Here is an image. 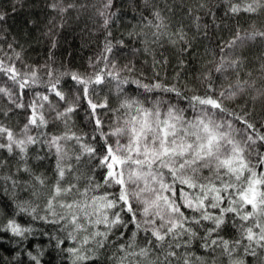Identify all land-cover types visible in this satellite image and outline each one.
Returning <instances> with one entry per match:
<instances>
[{
  "label": "snow or ice",
  "instance_id": "6c2138e0",
  "mask_svg": "<svg viewBox=\"0 0 264 264\" xmlns=\"http://www.w3.org/2000/svg\"><path fill=\"white\" fill-rule=\"evenodd\" d=\"M48 7L63 19L64 13L85 5L51 0ZM260 7L264 0H228L225 15L253 14ZM119 11V0H101L97 8L106 42L91 72H60L50 55L38 77L37 68L23 59L22 45L5 31L8 14L0 10V98L8 102L7 110L0 107V152L18 165L15 172L0 175V198L9 210L0 218V250L11 252V264H207L191 252L193 241H199L211 254L219 250L227 264H245L246 257L264 264V152L257 150L264 146V121L257 126L247 110L237 114L224 107L225 98L243 90L240 83L231 91L209 89L204 96H192L189 104L196 114L191 119L162 99L128 95L123 86L132 84L142 93L182 94L162 84L158 74L143 83L131 61L117 67L114 49L122 48L124 40L112 36L110 24ZM152 15L159 23L144 22L157 29L152 33L156 43L166 25L159 12ZM207 15L213 16L210 8ZM192 19L197 28L209 23L197 15ZM61 27L50 23L44 33L50 51ZM175 35L187 50L183 32ZM256 37L264 39V30L237 32L225 47L232 50ZM238 66L237 59H224L214 70ZM106 81H115L122 96L117 109L99 95ZM113 111L122 114L114 121L103 119ZM79 112L92 125L91 134L70 127L71 115ZM17 115L23 124L13 129L6 122ZM58 124L65 130L53 134ZM69 142L78 146L72 156ZM29 146H34L36 161L54 158L50 185L29 166ZM84 166L90 174L81 186L77 172ZM5 167L0 158V168ZM20 172L36 184L21 183ZM36 185L47 191L42 201ZM29 187V199L16 196L18 189ZM229 224L239 234L232 242L221 235Z\"/></svg>",
  "mask_w": 264,
  "mask_h": 264
},
{
  "label": "trees",
  "instance_id": "16d2710c",
  "mask_svg": "<svg viewBox=\"0 0 264 264\" xmlns=\"http://www.w3.org/2000/svg\"><path fill=\"white\" fill-rule=\"evenodd\" d=\"M50 2L51 0H0V10L8 14L5 31L10 32L11 36L22 45L21 55L27 64L37 68L38 77L42 75L39 72L40 66L49 59L50 55L56 61L53 65L54 69L60 72L70 70L79 74H88L92 71L93 61L99 59L106 42L105 32L100 26L101 18L97 15L101 0H74L77 5L83 4L85 7L78 11L64 13L63 19L60 14L48 7ZM64 2L67 3L68 0ZM200 4H205V8L201 10ZM13 5L16 6L15 12L11 11ZM227 6L228 0H119L118 18L110 24L112 36L124 40L122 48L114 49V59L118 68L131 61L137 70L136 75L143 77V83L155 81L158 74L162 84L174 87L182 95L159 91L142 93V90L137 89L134 84L124 85L125 92L130 96L135 94L141 99L145 95L162 97L184 109L186 115L191 109L189 100L192 96H204L209 89L215 92L219 86L222 87L226 83H233L232 86L240 83L244 85V90L237 97L225 100L224 107L237 114L247 110V114L257 126L264 121V95L257 91L260 89L264 92V39L256 37L232 50L225 47L227 42L234 39L237 32L243 36L254 30H264V7L258 8L253 14L241 12L239 15H225ZM209 8L213 13L211 18L207 15ZM154 11L161 14L166 25V28L162 26L160 29L166 34L156 43H153L152 33L157 29L144 22L147 19L152 20L153 24L159 23L153 19ZM193 15L200 16L201 23L209 21L207 27L197 28L196 21L192 19ZM29 20L35 21V24H28ZM50 23L62 25L55 35L56 47L51 51L49 39L44 35ZM181 31L185 36V42L188 43L187 50H182L183 43L179 42L175 35ZM130 32L133 33L131 37L128 35ZM221 47H225L224 52L220 51ZM227 57L237 59L238 68L215 71L219 63ZM131 78L133 76H129V79ZM64 79L66 80L67 77ZM248 84L253 87L249 88ZM99 95L107 97L108 104L113 109H117L122 102V96L117 92L115 81L111 83L106 81L105 85L99 86ZM0 107L7 110L8 102H0ZM118 113L121 111L108 112L103 119L113 121ZM187 115L190 117V114ZM21 117L22 115H17L6 123L13 128ZM70 127L78 134L92 133V125L84 119L83 112L71 115ZM64 130L62 124L51 128L53 134ZM33 147L29 146L31 158L28 164L35 174L43 173L50 185L55 179L54 158L50 157L43 162L36 161ZM77 147H73L72 142H69L70 156ZM257 150L264 152V146L258 145ZM37 151L41 150L37 149ZM0 158L7 164V167L0 168V175L15 172L18 166L15 159L5 152H0ZM253 163H255V157ZM257 170L259 171V165ZM89 174L90 169L87 166L79 169L77 175L80 176L81 186ZM18 176L23 184H36L35 180L23 172H20ZM96 179H100L98 173ZM36 189L42 201L47 191L39 185H36ZM30 193V187L23 191L18 189L16 196L21 200H27L30 198ZM5 203L6 200L0 198V218H4L9 211L4 207ZM221 235L232 242L238 238L239 234L238 229L229 224L223 228ZM191 252L197 257H203L207 264H227L219 250L211 254L209 250L199 247V241H193ZM0 257H2L0 264H11L13 260L10 251L0 250ZM244 259L245 264H258L251 258Z\"/></svg>",
  "mask_w": 264,
  "mask_h": 264
},
{
  "label": "rangeland",
  "instance_id": "374dc122",
  "mask_svg": "<svg viewBox=\"0 0 264 264\" xmlns=\"http://www.w3.org/2000/svg\"><path fill=\"white\" fill-rule=\"evenodd\" d=\"M226 59H229L228 57L226 58ZM117 65V64H116ZM118 67V66H117ZM232 85H233V83L231 84H225L224 86H219L217 89H216V91L215 92H220V91H225V92H227V91H231L232 90ZM243 90H244V85H243ZM242 90V91H243ZM241 91V92H242ZM240 92V93H241ZM240 93H237L236 95H234V96H231V97H227V98H225L224 99V101L225 100H229V99H231V98H235V97H237ZM148 96V95H147ZM149 97V100H152V97H154V96H151L150 97V95L148 96ZM156 99H162V100H164L165 102H167V103H170V104H173V103H171V102H169V101H167V99H164V98H162V97H160V98H156ZM0 102H4V103H7V101L5 100V99H3V98H0ZM174 105V104H173ZM176 106V105H175ZM176 107H178V106H176ZM178 108H181V107H178ZM189 110V109H188ZM184 113H185V110H184ZM121 114L122 113H118V116H116V118L115 119H118L120 116H121ZM187 114H190V117L187 115ZM196 113L192 110V107H191V109H190V111H187V113H186V118H192L194 115H195ZM114 119V120H115ZM113 120V121H114ZM23 124V117H21V119L16 123V124H14V127H13V129H16L18 126H20V125H22ZM236 127H239V125H236ZM254 161V157H253V160H252V162Z\"/></svg>",
  "mask_w": 264,
  "mask_h": 264
}]
</instances>
